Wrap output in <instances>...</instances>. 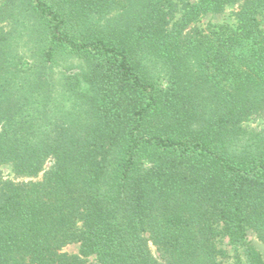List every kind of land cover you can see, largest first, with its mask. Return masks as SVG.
Segmentation results:
<instances>
[{
    "label": "trees",
    "instance_id": "trees-1",
    "mask_svg": "<svg viewBox=\"0 0 264 264\" xmlns=\"http://www.w3.org/2000/svg\"><path fill=\"white\" fill-rule=\"evenodd\" d=\"M262 20L264 0H0V264H225L221 237L264 243Z\"/></svg>",
    "mask_w": 264,
    "mask_h": 264
},
{
    "label": "rangeland",
    "instance_id": "rangeland-1",
    "mask_svg": "<svg viewBox=\"0 0 264 264\" xmlns=\"http://www.w3.org/2000/svg\"><path fill=\"white\" fill-rule=\"evenodd\" d=\"M235 10H236V7H229L227 9V11H225L224 13H221V14H215V13L214 14L213 13L207 14V15L203 16L202 18H200L197 25L203 28V27H206L209 23L221 24L224 22H230V23L234 22L233 13L235 12ZM262 28L264 29V20H262ZM250 124L253 126H258V127L264 126L263 120L259 119V118H256V119L250 121ZM0 168L6 177L10 176V173H9L10 171H9L8 167L2 166ZM41 177L42 176H40L39 179ZM246 243H247V245H244L241 247H235L233 244L230 243V240L228 237H221L220 241H219L220 247L227 250L231 256V258L229 260H227L225 264H233L234 259L236 257H240L242 260H245L246 250H247V247H249V246L257 249L261 253V255L264 259V243L261 242L259 239H257L255 234L252 233L251 231L248 232ZM80 249H81V246L79 243H73V244L67 245L63 249V251L65 253H68V254H79ZM154 252H155V249H154ZM155 254L157 255L156 252H155ZM88 260L90 262H94L95 257L92 256Z\"/></svg>",
    "mask_w": 264,
    "mask_h": 264
}]
</instances>
